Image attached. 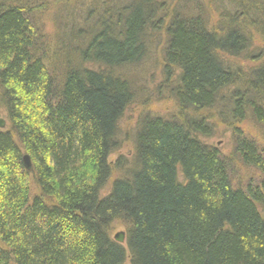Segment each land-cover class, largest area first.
Listing matches in <instances>:
<instances>
[{
  "label": "trees",
  "instance_id": "trees-1",
  "mask_svg": "<svg viewBox=\"0 0 264 264\" xmlns=\"http://www.w3.org/2000/svg\"><path fill=\"white\" fill-rule=\"evenodd\" d=\"M217 1L90 3L49 38L45 0H0V264H264V0ZM155 42L169 116L125 74Z\"/></svg>",
  "mask_w": 264,
  "mask_h": 264
},
{
  "label": "rangeland",
  "instance_id": "rangeland-1",
  "mask_svg": "<svg viewBox=\"0 0 264 264\" xmlns=\"http://www.w3.org/2000/svg\"><path fill=\"white\" fill-rule=\"evenodd\" d=\"M44 1V0H43ZM46 1V8L43 9V13L40 15L37 14L36 17L38 19L39 26L42 27L46 35L53 36L61 28L68 25V28L72 26V23L75 21L74 24L76 27L78 23L81 21L80 16L77 13L79 9L77 6L83 8V12H86L90 8V3H94L96 5H104L106 0H45ZM210 1V0H208ZM218 2L217 0H212ZM220 4L221 2H218ZM217 7V6H215ZM72 12H74V17H72ZM209 13V12H208ZM211 13V12H210ZM214 17V16H213ZM38 23V22H37ZM59 28V29H58ZM66 29V28H65ZM50 38V37H49ZM262 45V44H258ZM264 48V45H262ZM162 48L163 43H153L149 50V54L146 59H144V63L141 64L139 69H135L134 71L128 70L125 71L129 77L134 76L136 78V82L138 83L139 87L144 86L147 89V96H150L149 107H152L154 113L167 115L175 113L174 104L170 99H168V95H165L164 98L159 96L157 93V89L163 79V71L161 68L160 63L162 62ZM238 66L244 67L248 65H252L251 62L246 61H236ZM149 93V94H148ZM161 95V94H160ZM142 106L137 104L131 107L126 113L125 118L120 123L121 134L119 139L121 141V148L119 149L115 155L110 157V162L115 164L116 159L119 156L132 158L134 150H133V140L132 137L137 131V123L139 122V118L142 114ZM3 120V117H0ZM244 132L247 134H252L253 136L258 135L257 128L252 122H247L244 126ZM206 141L207 144L211 146H217L223 154H229L232 149V134L230 128L228 126L219 125L214 130V137L211 139H203ZM31 162V161H30ZM31 166H33L31 164ZM112 230V238L119 234V232H126L125 228L120 225H115ZM125 245V243L123 244ZM126 264H130L128 261Z\"/></svg>",
  "mask_w": 264,
  "mask_h": 264
},
{
  "label": "water",
  "instance_id": "water-1",
  "mask_svg": "<svg viewBox=\"0 0 264 264\" xmlns=\"http://www.w3.org/2000/svg\"><path fill=\"white\" fill-rule=\"evenodd\" d=\"M7 126V122L5 120L0 119V130H4ZM24 166L26 167L27 170H31V162H30V157L27 155L23 159ZM118 244H124L126 239H125V233L124 232H119L116 236L113 238Z\"/></svg>",
  "mask_w": 264,
  "mask_h": 264
}]
</instances>
